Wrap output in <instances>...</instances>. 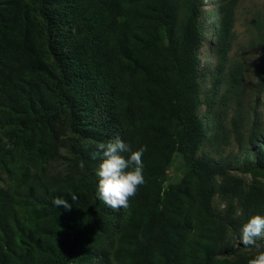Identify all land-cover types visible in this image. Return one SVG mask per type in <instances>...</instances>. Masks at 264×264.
<instances>
[{
    "label": "trees",
    "instance_id": "obj_1",
    "mask_svg": "<svg viewBox=\"0 0 264 264\" xmlns=\"http://www.w3.org/2000/svg\"><path fill=\"white\" fill-rule=\"evenodd\" d=\"M238 1L229 0L221 6V19L214 30L217 83L228 60ZM38 2L48 48L57 67L58 106L69 105L68 90L74 78L76 89L89 100L95 89L104 85L112 104L108 122L102 128L99 125L100 137L106 143L121 127L122 140L132 151L145 147L142 160L146 183L129 198L130 207L123 209V222L115 231L108 215H102L106 224L98 223L101 214L92 209L80 213L81 200L73 201L69 195L75 194L78 199L85 193L83 203L96 199L88 186L89 174L80 176L85 167L80 171L75 164L67 173L50 174L47 164L53 155L39 149L40 172L25 168L19 175H9V185L0 188V264H70L75 255H99L102 245H110L113 264H216L213 252L219 230L211 216V178L218 166L197 156L206 137L198 113L197 50L203 37L199 0ZM5 3L8 7L0 10V55L7 53L6 37L14 33L15 24L19 28V49L11 51L19 57L14 68L0 65V115H23V122L45 119L48 110L44 109V93L52 86L42 78L55 70L39 53L30 26L34 21L31 12L21 0ZM178 13L182 14L179 20ZM65 25L74 38L64 33ZM162 30L166 34L162 35ZM261 38L264 42V30ZM65 40L81 48L72 52L68 64L60 45ZM158 42H162L160 47ZM91 108L85 107L84 112ZM70 123L78 134L77 150L82 152L89 145L81 136L86 124L79 122L75 113ZM52 134L42 135V142L47 144ZM92 153H79L82 164H89L86 154L92 157ZM121 155L128 158L130 153ZM172 161L188 172L190 188L183 181L178 193L162 197V177ZM246 170L264 176L259 165ZM56 197L66 199L71 210L55 206ZM179 203L195 204L199 215L188 242H184L189 232L186 214H182ZM96 225L103 227L100 233ZM85 264H93L92 258Z\"/></svg>",
    "mask_w": 264,
    "mask_h": 264
},
{
    "label": "rangeland",
    "instance_id": "obj_2",
    "mask_svg": "<svg viewBox=\"0 0 264 264\" xmlns=\"http://www.w3.org/2000/svg\"><path fill=\"white\" fill-rule=\"evenodd\" d=\"M21 1L34 19L30 26L38 40L39 53L52 64L50 68L55 72L53 75L49 74L50 76L45 73L42 78L43 83L47 82L50 87L52 86L48 93H44L47 106L44 109L48 110L45 119L23 122V115H0V188L9 185V175H19L25 168L31 169L33 173L40 172L37 153L43 148L53 155L47 164L50 174L67 173L68 168L71 169L75 164H79L77 166L80 171L85 167L80 176L89 174L88 186L92 187L96 199H88L87 204L83 203L86 200L85 193L76 199L82 203L80 213L87 214L89 209L95 210L101 214L97 220L100 224H106L105 219H102V215L106 214L113 222V230L116 231L123 222V208L116 212L96 195L99 184L96 170L102 161L99 157L94 159L86 154V163L89 164L85 165L79 156L82 152H95L97 144L105 143L100 137L99 125L102 128V125L108 122L112 99L107 95L105 86L100 85L89 100L76 89L78 82L74 78L68 90L69 105L58 106V95L55 90L58 80L57 67L48 48L46 24L41 17L39 2ZM228 1L199 0V25L203 37L197 50L200 83L198 113L204 122L206 137L198 149L197 156L209 159L218 166L211 178L214 188L211 216L219 230L213 260L216 264H248L259 251L264 250L245 248L241 242V229L248 219L254 215L264 216V176L261 173L255 176L246 170L256 165L264 169V42L261 38L264 30V0H239L236 4L229 56L222 80L217 83L218 57L214 30L221 19L220 8ZM7 7L8 3L0 0V10ZM181 15L178 13V20ZM167 27L168 23L164 31ZM13 30L14 33L6 37L7 53L0 55V65L3 67L14 68L18 61L19 56H15L11 49H19L16 39L19 28L13 24ZM63 31L70 35L68 25L64 26ZM161 34L166 33L162 30ZM70 37L74 38L71 35ZM171 39L170 37L165 41ZM56 44L58 47L61 45L67 64L70 63L72 52L81 50L67 40L60 45L59 42ZM161 44L162 42H158L157 47ZM89 106L92 107L91 110L84 112V108ZM72 113H75L79 122L86 124L82 129L84 134L81 136L85 137L83 143L89 145H85L82 152L77 150L75 144L78 134L74 133L70 123ZM49 133L53 134L46 144L42 142V135L49 136ZM123 135V128L120 127L112 136V140L117 136L122 139ZM187 175L188 172H184L180 164L172 161L166 166L165 175L162 177L161 196L168 197L173 192L178 193L183 181L187 182L190 188L191 180L186 179ZM179 204L182 214H186L189 232L184 242H188L196 229L199 215L195 204ZM96 227L97 233L103 229L101 225ZM101 248L99 255L90 257L75 255L70 264H85L90 258L93 264H113V251L110 245L104 248L102 245Z\"/></svg>",
    "mask_w": 264,
    "mask_h": 264
},
{
    "label": "clouds",
    "instance_id": "obj_3",
    "mask_svg": "<svg viewBox=\"0 0 264 264\" xmlns=\"http://www.w3.org/2000/svg\"><path fill=\"white\" fill-rule=\"evenodd\" d=\"M97 151L92 153V157L100 158L101 163L96 170L99 177L97 188V198L116 212L121 208L127 210L130 207V197H134L138 192V186L146 183L143 175L144 164L143 154L145 147L137 151H132L130 145L126 144L119 136L114 140L96 145ZM129 152L130 156L125 158L121 153ZM75 201L77 196L69 194ZM53 204L71 210L72 205L66 199L56 197ZM239 215V211L237 212ZM241 242L245 248H264V216L254 215L242 226ZM248 264H264V250L248 261Z\"/></svg>",
    "mask_w": 264,
    "mask_h": 264
}]
</instances>
